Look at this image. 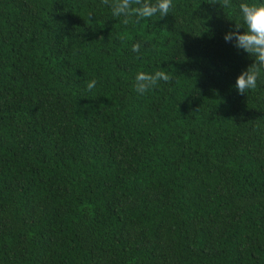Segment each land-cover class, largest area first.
Here are the masks:
<instances>
[{
    "label": "trees",
    "instance_id": "1",
    "mask_svg": "<svg viewBox=\"0 0 264 264\" xmlns=\"http://www.w3.org/2000/svg\"><path fill=\"white\" fill-rule=\"evenodd\" d=\"M172 2L0 0V264H264V75L224 40L264 0Z\"/></svg>",
    "mask_w": 264,
    "mask_h": 264
},
{
    "label": "clouds",
    "instance_id": "2",
    "mask_svg": "<svg viewBox=\"0 0 264 264\" xmlns=\"http://www.w3.org/2000/svg\"><path fill=\"white\" fill-rule=\"evenodd\" d=\"M101 3L110 8L116 18H122L124 25L137 23L143 19H150L159 15L161 19L169 15L173 8L172 0H101ZM210 4H219L228 9L232 7L231 0H208ZM239 14L244 27L235 22V27L224 35L226 42H233L238 50H243L253 60L236 79L234 87L240 94H246L257 88V82L264 75V3L241 2ZM92 14H89V18ZM241 28L243 32L239 31ZM143 45L140 42L132 45V52L139 53ZM169 82L171 76L163 70L154 73L139 71L134 78V90L144 95L154 89L160 81ZM97 81L91 80L87 88L91 91Z\"/></svg>",
    "mask_w": 264,
    "mask_h": 264
}]
</instances>
